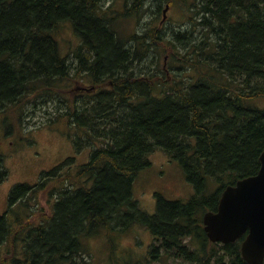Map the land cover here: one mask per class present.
Returning a JSON list of instances; mask_svg holds the SVG:
<instances>
[{
  "label": "trees",
  "instance_id": "1",
  "mask_svg": "<svg viewBox=\"0 0 264 264\" xmlns=\"http://www.w3.org/2000/svg\"><path fill=\"white\" fill-rule=\"evenodd\" d=\"M196 1L169 36L157 23L162 0L127 1L125 18L155 8L146 37L132 36L133 44L103 0H0V131L22 143L36 121L76 131L77 154L91 150L82 166L70 158L36 184L11 189L0 215V264H93L84 238L138 224L156 241L157 263L163 251L190 264H247V234L211 242L203 217L218 211L228 186L261 169L264 108L255 102L264 100V0ZM69 22L81 42L73 58L61 55L57 36ZM80 77L91 85L69 89ZM158 150L182 167L195 193L187 202L157 194L149 215L133 188ZM8 177L1 169L0 182Z\"/></svg>",
  "mask_w": 264,
  "mask_h": 264
},
{
  "label": "rangeland",
  "instance_id": "2",
  "mask_svg": "<svg viewBox=\"0 0 264 264\" xmlns=\"http://www.w3.org/2000/svg\"><path fill=\"white\" fill-rule=\"evenodd\" d=\"M127 1L131 2V0H103V6L109 8L111 14L117 19L116 27L122 36L128 39L129 42L136 44L138 39L131 40L132 36L139 35V38L143 41V38L146 37V34H142L143 30L153 16L155 8L149 10L146 14L142 13L141 19L135 16V12L129 13L125 18L123 16ZM162 1L164 2L163 14L159 16L157 23H159V29L169 36L171 30L174 31L184 25L185 18H189L191 11L195 10L197 1L173 0L172 6H167L166 0ZM69 24L62 25L57 36L61 55L73 58L81 42L73 31L72 23L69 22ZM166 55L168 54L163 53L161 64ZM116 57L119 61L122 54L119 53ZM165 59L167 66L168 56ZM150 63L151 59H147L140 66H149ZM73 85L77 90L79 87L86 88L91 83L87 78L80 77L69 89H72ZM255 104L264 108V100H257ZM35 123L37 122L30 121L26 125L23 131L22 143H19L13 134L8 138L0 131V170L6 169L9 172L8 179L0 182V215L8 207L9 194L15 185L20 183L34 185L39 181L42 174L51 171L70 158H76L77 167L86 164L90 160L91 150L89 148L80 154L76 152L74 145L76 131L73 132L72 136H69L61 130L33 126ZM150 159L152 166L140 173L133 188L134 199L139 202L140 208L144 212L149 215H154L157 212V194L168 200H181L184 202L193 197L194 188L186 180L182 167L175 160L171 159L163 150L153 153ZM41 206L45 207L46 203L42 201ZM82 243L92 257L93 264H151V262H155L151 258V254L152 246L156 241L142 224L135 225L125 232L108 234L103 231L95 236L84 238ZM4 254V248H1L0 258ZM158 263L190 264L184 260L169 258L163 251Z\"/></svg>",
  "mask_w": 264,
  "mask_h": 264
},
{
  "label": "water",
  "instance_id": "3",
  "mask_svg": "<svg viewBox=\"0 0 264 264\" xmlns=\"http://www.w3.org/2000/svg\"><path fill=\"white\" fill-rule=\"evenodd\" d=\"M203 224L214 243H235L247 234L242 257L247 264H264V152L259 173L228 186L218 211L206 213Z\"/></svg>",
  "mask_w": 264,
  "mask_h": 264
}]
</instances>
